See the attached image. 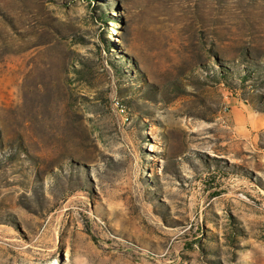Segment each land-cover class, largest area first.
Here are the masks:
<instances>
[{"label":"rangeland","instance_id":"1","mask_svg":"<svg viewBox=\"0 0 264 264\" xmlns=\"http://www.w3.org/2000/svg\"><path fill=\"white\" fill-rule=\"evenodd\" d=\"M0 264H264V0H0Z\"/></svg>","mask_w":264,"mask_h":264},{"label":"bare ground","instance_id":"2","mask_svg":"<svg viewBox=\"0 0 264 264\" xmlns=\"http://www.w3.org/2000/svg\"><path fill=\"white\" fill-rule=\"evenodd\" d=\"M22 74H24V69L22 68V69H20V72H16V75L17 76H22Z\"/></svg>","mask_w":264,"mask_h":264}]
</instances>
